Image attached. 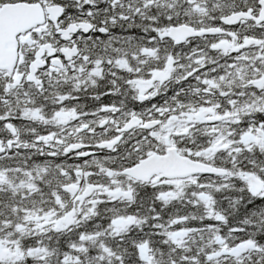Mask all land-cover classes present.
I'll return each instance as SVG.
<instances>
[{
    "label": "snow or ice",
    "instance_id": "6c2138e0",
    "mask_svg": "<svg viewBox=\"0 0 264 264\" xmlns=\"http://www.w3.org/2000/svg\"><path fill=\"white\" fill-rule=\"evenodd\" d=\"M0 264H264V0H0Z\"/></svg>",
    "mask_w": 264,
    "mask_h": 264
}]
</instances>
